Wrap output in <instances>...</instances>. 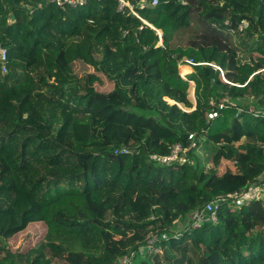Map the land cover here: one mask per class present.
Instances as JSON below:
<instances>
[{
    "label": "trees",
    "instance_id": "1",
    "mask_svg": "<svg viewBox=\"0 0 264 264\" xmlns=\"http://www.w3.org/2000/svg\"><path fill=\"white\" fill-rule=\"evenodd\" d=\"M142 1L0 0V264H112L264 182V0ZM193 141L184 163L152 158ZM37 221L32 246L1 243ZM139 264H264V201L223 203Z\"/></svg>",
    "mask_w": 264,
    "mask_h": 264
},
{
    "label": "built area",
    "instance_id": "2",
    "mask_svg": "<svg viewBox=\"0 0 264 264\" xmlns=\"http://www.w3.org/2000/svg\"><path fill=\"white\" fill-rule=\"evenodd\" d=\"M56 2L59 5L63 4H83L85 0H49ZM122 6L130 5L125 2V0H121ZM157 0H154L152 4H156ZM142 7L148 6L149 2L147 0H143L141 3ZM135 14L137 12L134 11ZM247 23H244L243 26H246ZM0 60L3 61V72H7L6 60H7V49L0 45ZM187 63L192 64L193 60L185 58ZM225 101L220 102L219 107L224 108ZM251 109L261 113V111L256 110L255 107L251 106ZM218 116V111L216 109L208 112L209 118H215ZM195 135L191 133L189 135V140H194ZM195 146V142L193 141L190 145L185 146L183 143H177L174 145L172 151L167 155H153L152 158L159 163L163 164H171V163H184L187 161V153L190 148ZM129 150H125L128 152ZM261 199L264 201V182L262 183H248L245 186L239 188L237 191L231 194H225L215 199L208 201L204 206L197 208L193 212L192 224L193 227H198L208 221H217V211L219 207L223 203H232L238 206H242L248 202ZM190 226L181 229L178 234L174 233L172 228L170 230H157L150 232L144 238L140 240V243L133 248L128 249V251L123 254L120 260L114 262L112 264H137L138 260H143L144 258L156 254L161 253L163 251V242L168 240L171 236L175 238H180L184 231Z\"/></svg>",
    "mask_w": 264,
    "mask_h": 264
},
{
    "label": "rangeland",
    "instance_id": "3",
    "mask_svg": "<svg viewBox=\"0 0 264 264\" xmlns=\"http://www.w3.org/2000/svg\"><path fill=\"white\" fill-rule=\"evenodd\" d=\"M178 39H179V42L183 44H186L189 41L187 37H182V38L177 37V40ZM185 68L181 69L182 74H184L185 72H188V71H185ZM189 91H190V96L193 99V85L191 84L189 87ZM232 101L234 100L232 99ZM240 102L245 105V104H250L251 100L249 98H245V99L242 98ZM252 107L254 106L252 105ZM197 155L199 156V159L204 163L205 154L202 151L198 150ZM225 170H226V166L223 165L220 171H225ZM192 217L193 215H191L186 222L178 221L177 223H175V226L172 227V230L174 231V233H171V234H175V233L178 234L179 232L177 231H180L181 229H184L190 226L192 224ZM45 228H46L45 224L41 221L32 222L31 224H29L26 230L21 231L12 237L1 238V243L5 245L6 247H8L13 252L20 250V249H27L28 247L35 244L42 237V235L44 234ZM121 258L122 257H120L119 260ZM141 261L142 260H138L137 264H139Z\"/></svg>",
    "mask_w": 264,
    "mask_h": 264
},
{
    "label": "crops",
    "instance_id": "4",
    "mask_svg": "<svg viewBox=\"0 0 264 264\" xmlns=\"http://www.w3.org/2000/svg\"><path fill=\"white\" fill-rule=\"evenodd\" d=\"M185 67H189L191 70H189L188 72H185L184 74H182V73H181V69H182V68H185ZM193 70H194V67L191 66V65H183V66L180 67V73H181V75H183V76H185L187 73H189V72H191V71H193ZM190 84L193 85V99H192L191 96H190V91H189V98H190V100H191L194 104H196V98H195V83H194L193 81H191ZM243 99H245V98H243ZM240 101H241V99H239V103H241Z\"/></svg>",
    "mask_w": 264,
    "mask_h": 264
},
{
    "label": "water",
    "instance_id": "5",
    "mask_svg": "<svg viewBox=\"0 0 264 264\" xmlns=\"http://www.w3.org/2000/svg\"><path fill=\"white\" fill-rule=\"evenodd\" d=\"M160 35L162 34L161 31H159Z\"/></svg>",
    "mask_w": 264,
    "mask_h": 264
}]
</instances>
